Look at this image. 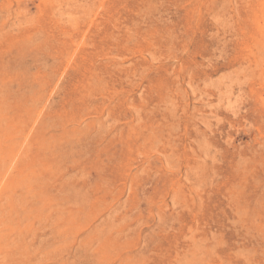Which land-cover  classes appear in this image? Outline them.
<instances>
[{
	"label": "rangeland",
	"instance_id": "374dc122",
	"mask_svg": "<svg viewBox=\"0 0 264 264\" xmlns=\"http://www.w3.org/2000/svg\"><path fill=\"white\" fill-rule=\"evenodd\" d=\"M0 264H264V0H0Z\"/></svg>",
	"mask_w": 264,
	"mask_h": 264
}]
</instances>
